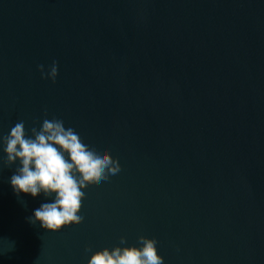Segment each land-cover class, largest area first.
<instances>
[{
  "label": "water",
  "instance_id": "95a60500",
  "mask_svg": "<svg viewBox=\"0 0 264 264\" xmlns=\"http://www.w3.org/2000/svg\"><path fill=\"white\" fill-rule=\"evenodd\" d=\"M45 118L121 171L49 232L29 218L54 194L17 195L0 141V264L141 235L164 264H264V0H0V137Z\"/></svg>",
  "mask_w": 264,
  "mask_h": 264
},
{
  "label": "clouds",
  "instance_id": "9594fccd",
  "mask_svg": "<svg viewBox=\"0 0 264 264\" xmlns=\"http://www.w3.org/2000/svg\"><path fill=\"white\" fill-rule=\"evenodd\" d=\"M42 79L53 83L58 75V64L53 61L48 70L38 65ZM27 135L25 122L18 121L9 134L0 137L5 145V167L19 161V166L10 177L14 192L31 194L36 197L43 193L52 197L53 202L42 203L34 210L30 222H40L43 229L58 232L69 225H79L84 217L79 215L85 199L83 189L92 185L110 182L121 171L118 159L105 150L97 152L82 142L79 134L64 121L45 118L39 129L32 127ZM127 243L120 238V245ZM136 246H115L92 252L88 264H164L158 254L157 240L138 237ZM90 247L85 252H91Z\"/></svg>",
  "mask_w": 264,
  "mask_h": 264
}]
</instances>
